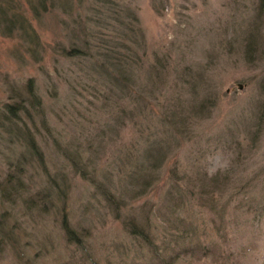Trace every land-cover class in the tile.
<instances>
[{
    "label": "rangeland",
    "instance_id": "374dc122",
    "mask_svg": "<svg viewBox=\"0 0 264 264\" xmlns=\"http://www.w3.org/2000/svg\"><path fill=\"white\" fill-rule=\"evenodd\" d=\"M118 3L136 12L146 34V62L138 79L122 90L96 73L98 77L85 82L84 89L76 86L71 73L95 74L91 62L86 58L82 71L76 58L61 55V45L69 47L73 36L93 30L85 37L112 35L98 10ZM260 5V0H72L70 5L53 7L37 24L33 19L46 49L40 61L26 52L19 36L0 31V264H161L149 244L125 228L124 220L134 215L142 221L156 215L151 224L162 235L187 233L183 239L190 245L184 248L190 252L180 250L174 264H264ZM156 54L168 63L158 88L150 81L153 75L145 72ZM188 66L193 68L191 75L186 74ZM195 70L205 71L208 87L185 90L191 84L179 78L183 74L195 79ZM31 77L44 104L30 112L32 119L13 123L26 130L25 139L2 120L3 103L15 100ZM143 84L157 94L147 96L146 90L148 94L141 95L146 100L135 101L132 94L142 91ZM204 95L212 102L200 108ZM32 107L29 104L31 111ZM167 116L173 118L167 121ZM166 142L169 149L154 188L140 195L126 191L128 176L123 174L137 164L132 156L139 161L152 143ZM65 147L82 151L97 180L124 200L117 210L90 179L75 172L62 151ZM61 170L68 183L62 185L66 197L59 199L51 191L50 174ZM203 172L206 181L201 184V175L193 185L192 179ZM17 177L24 185L14 180ZM236 184L245 185L239 194L232 192ZM201 185L210 192L208 197L202 195ZM187 188L198 194L186 195ZM168 190L182 194L180 207L167 198ZM63 220L84 231L81 245L68 241ZM204 233L215 242L214 252L191 253L202 243L191 241Z\"/></svg>",
    "mask_w": 264,
    "mask_h": 264
},
{
    "label": "trees",
    "instance_id": "16d2710c",
    "mask_svg": "<svg viewBox=\"0 0 264 264\" xmlns=\"http://www.w3.org/2000/svg\"><path fill=\"white\" fill-rule=\"evenodd\" d=\"M24 1L26 2V4L21 3V1L19 0H0V31L6 36H19L22 39L21 44L24 46L26 52H30L33 56L39 58L40 61L41 59H43L44 55L42 53L46 52V49L45 44L41 39L40 32H38L37 27L35 28L33 19H35V22L37 24L43 17V15L51 11L53 7L58 4L62 7L70 5L72 4V0ZM78 1L80 2V0ZM260 1L261 5L259 8L264 15V0ZM106 10L109 11L108 14H106ZM98 12L101 17L106 18L104 23L102 20L103 18H99V21H101L105 26H110V29L113 31L112 35L106 36V32H104L102 36L101 34H95L93 38L85 37L94 34L96 31L93 30L91 32H88L91 34H85V36H82L80 38L73 36L72 41H74V43H72L69 47H66L65 44L61 45L59 51L61 52V55H64V57L70 59L76 58V62L82 64V71H84L83 67L85 66V59L88 58L91 62L90 68L95 74L85 73L84 75H82L80 72H70L71 74H73L72 81H75L76 86L77 84H81V87L84 89L86 87L85 82L88 83L89 81L94 80L96 77H98V74L96 73H99L105 78H108V80L118 84L122 90H125L130 81L136 82V79H138L140 75V70L146 62V54L144 53L147 40L146 34H144L142 28H139V17L136 12H131V7H127L125 5L123 6L118 3L117 7H112V5H109L107 9H99ZM127 17H130L131 19H127ZM56 60H59L58 54ZM167 65V60L156 54L150 70H148L147 68L145 69L146 74L150 73L151 75H153V78L150 77V81H152L153 87L158 88L164 83L161 78L165 77V75H163V71L164 68L167 67ZM185 69L187 70L186 74L191 75L193 73V68L191 66L185 67ZM195 72L196 73L193 76L195 77V79L187 78V76L185 77L183 76V74H181V78L179 79L183 82H187L188 85L191 84L188 88H185V90L191 89L193 90V92H195V88L200 85V88H203V86H205V88L208 87L209 81L204 77L205 71L202 70L201 72L195 70ZM34 79L35 78L31 77L27 82L25 89H20L19 91H17L16 95L18 96L17 98H15V100L6 101L3 103L4 117L3 119H1L7 120L11 124L9 129H15L18 136L20 137L24 136V132L26 130H21V126L15 125L13 123L24 120V117L32 119L33 114H31L30 112H38L41 105L44 104V97L42 96L43 99L42 97H40L37 86H35ZM52 84L54 85V83ZM139 88L142 91L138 90V93L132 94L135 101L139 100V98L140 100L145 101L146 96H144L143 99L141 95H146L147 92L149 93H147V96H156L157 94L155 93L156 91H154V89H149L147 85L143 84ZM53 92L55 91L53 90L49 93L53 94ZM211 102L212 101L209 100V97L204 95L202 101L199 104V107L204 108L207 103L211 104ZM29 104L33 105L32 108H34V110L31 111V109L28 108ZM46 110L47 109H44V118L45 126H48L46 125V123L48 122V118H46L45 116ZM169 117L170 116L166 117L167 121H170V119L173 118V116H171V118ZM185 118L186 117L184 116V119ZM172 122L175 123V119H173ZM24 138L26 139L25 136ZM30 142L34 143V140L30 138ZM166 148L169 149L167 142L163 145L162 143H152V145L146 148L139 155V161H142L139 162L136 155L132 156L133 158H131V160L137 161V164L133 165L135 169H133L131 173L123 174V176H128L126 178V182L128 184H126V187L124 188L126 191L131 189L130 191L133 192V195H140L143 194V192H145L146 190L154 188L156 181H158L159 179L158 169L161 167V165L164 164V155H166V153L168 152V149ZM64 149L65 150L62 151L64 152L66 159L70 161L75 172L80 173L87 180L90 179L102 192L106 201L109 200L111 204L113 203L115 210H117L119 208V203L124 202V200L121 201V197H116V191L108 187L103 180H97V172L88 168L89 164H91L90 159H83L82 151L80 150H72L68 147H65ZM34 151L38 152L37 148H34ZM19 167L20 168L18 169V171H20L21 173V170H24V168L22 165H20ZM154 172H156V174ZM201 175L203 178H198V180L201 179V184L204 182V180L206 181L207 177L203 172L200 175H196L195 178L192 179L193 185H195V179ZM67 177L68 175L62 170L60 172H56L55 175L50 174L51 191L52 193L53 191H56L55 193L57 194L59 199L65 198L67 195L66 188L62 187V185H64L66 182L68 183L66 179ZM122 178L124 179V177ZM20 179L22 178H14V180H17V183L19 185L21 183L20 186H22V184L24 185V183L21 182ZM13 184H15V182ZM244 186L245 185L243 184L240 186L237 185L234 190H232V192L234 194H239L244 189ZM201 193L204 197H208L210 195V192H208L207 189L202 185ZM185 194L194 197L198 193L193 189L187 188ZM185 194L183 195L185 196ZM167 196V198H169L170 201L174 204V207H180L184 203V198H179L183 197L181 193L168 190ZM176 197L179 198V201L173 200L176 199ZM32 201H34V199H32ZM246 204L248 205V203ZM170 208L172 209L173 207ZM151 218L149 216L147 218V221H142L136 215L132 217L130 216L124 220V226L141 242L149 244V247H151L154 256H156V258H160L161 264H174V261H176V259L180 255V250L181 252L184 251L185 255L190 252L185 251L186 249L184 248V246L188 248L190 245L186 243V239H183L184 236H188L187 233H182L183 236H181L180 233L176 235L175 233H168V231H165L166 235H162L159 233V231H156L157 225L155 226L151 224V220L153 221V223L155 222L154 218ZM224 224L225 223L220 225V227H222ZM62 225L69 242L71 241L78 245H81L83 241H85L86 234L83 233L84 231L80 232L77 226H73L70 223L68 224L66 220H63ZM152 226L153 228H151ZM174 226H177V224ZM188 228H190V226ZM191 228L194 230V233L198 232V226H196V224L192 223ZM189 236L192 237L191 235ZM209 236V234L206 235L204 233V239L201 236H198L194 240L191 239L192 244L196 243V245H198L199 242H202L199 244L200 247L198 246L200 249H198V247L195 248L197 250H194L192 248L191 253L195 254L201 252V254L209 256L212 252H214L215 245L213 243L215 242L209 240ZM201 238L203 241L201 240ZM169 248L170 251L168 250ZM201 249H203V252L201 251Z\"/></svg>",
    "mask_w": 264,
    "mask_h": 264
},
{
    "label": "water",
    "instance_id": "95a60500",
    "mask_svg": "<svg viewBox=\"0 0 264 264\" xmlns=\"http://www.w3.org/2000/svg\"><path fill=\"white\" fill-rule=\"evenodd\" d=\"M241 86V85H240Z\"/></svg>",
    "mask_w": 264,
    "mask_h": 264
}]
</instances>
